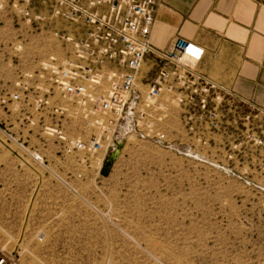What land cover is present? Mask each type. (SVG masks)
I'll return each instance as SVG.
<instances>
[{
  "label": "rangeland",
  "instance_id": "obj_1",
  "mask_svg": "<svg viewBox=\"0 0 264 264\" xmlns=\"http://www.w3.org/2000/svg\"><path fill=\"white\" fill-rule=\"evenodd\" d=\"M35 13L45 19L28 24L0 11V256L19 264H264V109L243 108L249 121L208 148L188 149L171 114L158 126L160 141L124 137L107 175L72 170L70 157L64 171L47 170L26 152L59 160V147L41 136L47 114L31 108L29 76L50 57L70 56L61 36L83 33L42 6ZM85 127L65 124L84 140Z\"/></svg>",
  "mask_w": 264,
  "mask_h": 264
},
{
  "label": "built area",
  "instance_id": "obj_2",
  "mask_svg": "<svg viewBox=\"0 0 264 264\" xmlns=\"http://www.w3.org/2000/svg\"><path fill=\"white\" fill-rule=\"evenodd\" d=\"M161 2L0 0V11L28 24L45 19L35 13L39 5L49 11L50 19H61L82 30L78 39L60 37L72 46L68 58L50 57L29 76L36 84L31 108L47 114L40 126L41 136L59 147V160L70 157L79 170L99 175L126 117H131L134 127L130 134L160 141L158 126L174 111L187 141L184 145L193 152L229 133L236 134L240 123L250 118L241 115L242 109H257L199 71L204 51L192 42L175 37L163 49L152 44L154 16ZM70 121L83 122L89 137H71L65 129ZM26 152L49 169V162L39 152ZM0 264L19 263L13 257L0 256Z\"/></svg>",
  "mask_w": 264,
  "mask_h": 264
},
{
  "label": "crops",
  "instance_id": "obj_3",
  "mask_svg": "<svg viewBox=\"0 0 264 264\" xmlns=\"http://www.w3.org/2000/svg\"><path fill=\"white\" fill-rule=\"evenodd\" d=\"M175 37L203 49L201 73L264 109V0H162L151 42L163 49ZM172 114L179 124L178 112ZM65 161L49 166L61 172ZM70 166L79 170L75 162Z\"/></svg>",
  "mask_w": 264,
  "mask_h": 264
},
{
  "label": "water",
  "instance_id": "obj_4",
  "mask_svg": "<svg viewBox=\"0 0 264 264\" xmlns=\"http://www.w3.org/2000/svg\"><path fill=\"white\" fill-rule=\"evenodd\" d=\"M125 128H121L120 130V136L116 137L114 148L108 155L104 167H103V175L109 174L110 170L112 169V166L114 162L118 159L120 151L123 147V138L126 137L129 133L134 131L133 123L131 120V117H126V120L123 123Z\"/></svg>",
  "mask_w": 264,
  "mask_h": 264
}]
</instances>
